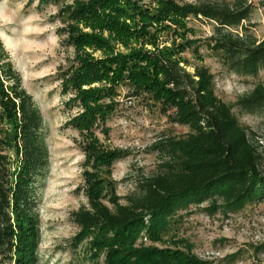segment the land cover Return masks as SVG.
Masks as SVG:
<instances>
[{
  "label": "trees",
  "instance_id": "1",
  "mask_svg": "<svg viewBox=\"0 0 264 264\" xmlns=\"http://www.w3.org/2000/svg\"><path fill=\"white\" fill-rule=\"evenodd\" d=\"M143 1L73 0L61 11L72 23L68 42L77 53L76 64L63 75V92L73 96L70 105L81 108L71 125L91 139L86 155L95 170L94 175L88 173L92 176L86 186L93 210L75 214L81 230L75 245L88 243L85 252L94 264L102 258L103 264H209L197 258L184 240L163 249L156 245L166 244L164 236L181 210L209 202L216 207L220 201L237 211L263 203L264 156L233 107L217 95L214 74L205 66L189 72L175 50L160 49L157 36L182 31L180 53L191 49L196 54V42L187 38L192 32L187 20L214 22L210 49L232 73L251 78L264 72V40L258 42L243 30L252 13L249 0L184 7L160 0L155 11ZM258 1L264 6V0ZM78 24L100 35L86 34ZM96 52L103 56L97 59ZM122 85H128L134 96L149 98L171 122L189 130L184 138L160 145V171L143 178L127 204L119 203L110 181L100 173H109L123 154H104L94 141L96 130H105L116 111ZM237 106L248 115L264 114V84ZM49 166L44 117L0 44V264H39L37 186Z\"/></svg>",
  "mask_w": 264,
  "mask_h": 264
},
{
  "label": "rangeland",
  "instance_id": "2",
  "mask_svg": "<svg viewBox=\"0 0 264 264\" xmlns=\"http://www.w3.org/2000/svg\"><path fill=\"white\" fill-rule=\"evenodd\" d=\"M159 1L144 0L143 4L155 11ZM171 1L184 7L231 5L235 0ZM249 3L253 5L252 13L243 30L262 42L264 6L258 0H249ZM73 4V0L47 5H42L40 0H0V44L7 62L19 75L22 88L32 96L44 117L50 154L49 170L37 186L41 233L39 264H94L90 253L85 252L88 243L75 245L81 233L75 214L80 210H93L86 186L95 170L88 164L86 155L91 139L71 125L81 108L70 105L73 96L63 92V75L76 64L77 53L68 42L67 30L72 23L61 11ZM187 23L192 30L187 38L196 42L198 53L191 49L180 53L183 32L178 35L173 30L159 33L160 49L175 50L178 57L186 61L182 66L191 73L196 66H205L214 74L217 95L233 107L239 122L253 133L264 156V114L248 115L237 106L258 84H264V72L258 78L232 73L209 47L215 23L194 17ZM78 28L86 34L100 35L84 24H78ZM152 32L155 33V29ZM103 36L109 38L108 33ZM116 47L125 52L122 46ZM87 52L93 53L89 49ZM94 56L100 59L103 55L96 52ZM115 102L116 111L106 123L108 131L98 128L94 141L98 151L104 154H123L109 173H100L103 179L110 181L119 203L127 204V198L139 192L141 180L160 171L163 162L160 145L171 138H184L189 130L171 122L161 107L146 96H134L128 85L118 88ZM88 173L93 174L88 176ZM104 203L113 208L109 200ZM216 204L214 207L209 202L179 211L164 236L166 244L156 246L173 247L172 241L184 240L192 246L197 258L209 264H264V202L237 211L228 210L223 202ZM143 243L151 246L149 240ZM103 262L104 258L99 261Z\"/></svg>",
  "mask_w": 264,
  "mask_h": 264
}]
</instances>
